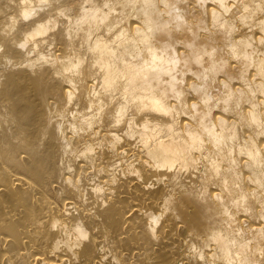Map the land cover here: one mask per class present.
I'll list each match as a JSON object with an SVG mask.
<instances>
[{"label":"bare ground","instance_id":"obj_1","mask_svg":"<svg viewBox=\"0 0 264 264\" xmlns=\"http://www.w3.org/2000/svg\"><path fill=\"white\" fill-rule=\"evenodd\" d=\"M0 264H264V0H0Z\"/></svg>","mask_w":264,"mask_h":264},{"label":"rangeland","instance_id":"obj_2","mask_svg":"<svg viewBox=\"0 0 264 264\" xmlns=\"http://www.w3.org/2000/svg\"><path fill=\"white\" fill-rule=\"evenodd\" d=\"M245 225V224H244ZM247 225V224H246Z\"/></svg>","mask_w":264,"mask_h":264}]
</instances>
